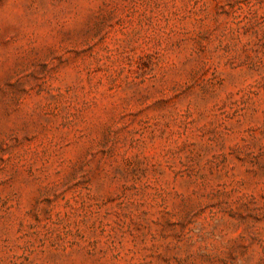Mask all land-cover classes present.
<instances>
[{
	"label": "rangeland",
	"instance_id": "obj_1",
	"mask_svg": "<svg viewBox=\"0 0 264 264\" xmlns=\"http://www.w3.org/2000/svg\"><path fill=\"white\" fill-rule=\"evenodd\" d=\"M0 264H264V0H0Z\"/></svg>",
	"mask_w": 264,
	"mask_h": 264
}]
</instances>
